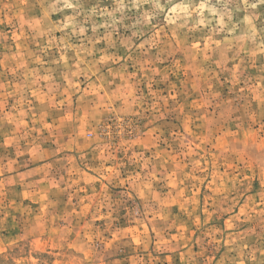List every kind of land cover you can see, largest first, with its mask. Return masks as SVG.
Listing matches in <instances>:
<instances>
[{
	"label": "rangeland",
	"instance_id": "374dc122",
	"mask_svg": "<svg viewBox=\"0 0 264 264\" xmlns=\"http://www.w3.org/2000/svg\"><path fill=\"white\" fill-rule=\"evenodd\" d=\"M0 264H264V0H0Z\"/></svg>",
	"mask_w": 264,
	"mask_h": 264
}]
</instances>
